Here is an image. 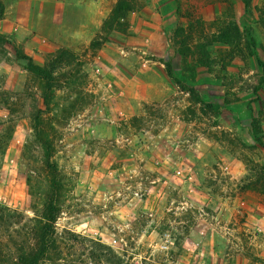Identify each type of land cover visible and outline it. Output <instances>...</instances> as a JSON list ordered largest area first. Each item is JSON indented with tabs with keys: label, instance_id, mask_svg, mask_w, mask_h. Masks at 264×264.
<instances>
[{
	"label": "rangeland",
	"instance_id": "374dc122",
	"mask_svg": "<svg viewBox=\"0 0 264 264\" xmlns=\"http://www.w3.org/2000/svg\"><path fill=\"white\" fill-rule=\"evenodd\" d=\"M0 2V264H264V0Z\"/></svg>",
	"mask_w": 264,
	"mask_h": 264
},
{
	"label": "trees",
	"instance_id": "16d2710c",
	"mask_svg": "<svg viewBox=\"0 0 264 264\" xmlns=\"http://www.w3.org/2000/svg\"><path fill=\"white\" fill-rule=\"evenodd\" d=\"M3 6L2 3L0 2V17L2 14ZM18 52V51H16ZM22 60L25 61L26 63V71L28 74L37 77L44 83V92L42 96L43 104L47 107L49 100L51 98V92L56 86V80H57V74L56 70L53 68L49 67H42L35 65L32 61L31 58L26 57L24 55H21ZM262 70L264 71V66L261 64ZM166 72L168 77L172 80V82L176 85L177 88H179L181 91H184L187 93L190 98L198 103L207 108L214 116L220 115L221 108L220 107H213L212 105H206L198 96L196 91L194 89H187L183 87L182 83L179 82L178 79L174 78L172 74V70L169 64L166 66ZM34 121L36 123L35 126V133L34 137L36 140L43 146L47 157L51 158V145L48 141L43 139L41 137V131L39 130V122L40 119L38 116L34 117ZM264 138V137H263ZM49 164V163H48ZM50 168H53L51 165ZM264 170V169H261ZM249 189L251 188L252 190H256V186L248 187ZM57 209L52 207L51 205L46 208L45 213H44V221L45 223L41 226L39 232H38V237H37V248L35 251L31 253H19V255L16 257V264H39L41 260L44 259V256L48 250V245H47V238L52 234V227L56 221L57 218Z\"/></svg>",
	"mask_w": 264,
	"mask_h": 264
}]
</instances>
